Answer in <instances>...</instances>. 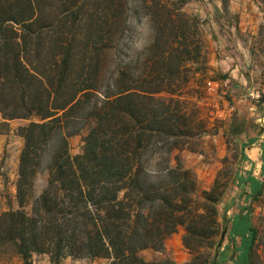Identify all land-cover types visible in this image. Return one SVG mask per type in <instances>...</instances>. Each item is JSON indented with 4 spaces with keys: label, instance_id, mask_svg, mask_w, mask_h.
<instances>
[{
    "label": "trees",
    "instance_id": "16d2710c",
    "mask_svg": "<svg viewBox=\"0 0 264 264\" xmlns=\"http://www.w3.org/2000/svg\"><path fill=\"white\" fill-rule=\"evenodd\" d=\"M184 5L0 0V115L5 124L30 121L17 131L25 142L21 208L0 215V249L14 248L23 264L34 254L49 255L53 264L67 257L177 264L150 263L141 252H162L183 228L191 257L186 264L225 262L219 243L229 207L221 213L219 206L226 187L216 180L198 197L192 171L174 155L210 131L209 119L187 94L190 63L202 47L200 19L183 12ZM137 15L148 19L151 42L134 59L122 60ZM84 127L82 153L73 156L69 139ZM46 156L48 180L37 195L35 178ZM236 180L241 187L243 178ZM244 181L254 189L229 234L234 264H253L258 239L252 202L264 181L252 175Z\"/></svg>",
    "mask_w": 264,
    "mask_h": 264
},
{
    "label": "rangeland",
    "instance_id": "374dc122",
    "mask_svg": "<svg viewBox=\"0 0 264 264\" xmlns=\"http://www.w3.org/2000/svg\"><path fill=\"white\" fill-rule=\"evenodd\" d=\"M137 1V0H136ZM179 1V0H175ZM183 12L200 19L199 39L202 55L190 63V83L187 94L198 103L201 115L209 119L210 131L191 139L184 148L176 150L186 169L192 171L198 186V197L210 190L219 180L227 191L220 204V212L227 211V235L219 255L220 264H234L233 246L229 240L234 216L247 206L246 195L254 186L244 181L249 175L261 182L264 144V4L261 0H184ZM135 0H133V7ZM133 32L127 35L129 46L120 59H134L151 42L152 29L143 15L131 19ZM30 121L15 120L7 124L0 115V215L20 210L18 181L20 159L25 146L18 135L20 127ZM88 127L69 139L70 152L80 155ZM244 145L246 148L243 149ZM46 156L38 169L34 191L38 195L45 188L48 173L44 170ZM243 178L236 187V176ZM32 198L26 197L25 210H31ZM252 223L258 230L253 264H264V189L252 202ZM222 222V221H221ZM184 229L165 241L162 252L148 249L141 256L148 262L170 259L177 264L190 261L184 248ZM236 237V236H235ZM167 245L173 256L168 255ZM31 264H53L47 254H34ZM106 258L62 259L58 264H109ZM0 264H23L14 248L0 249Z\"/></svg>",
    "mask_w": 264,
    "mask_h": 264
},
{
    "label": "water",
    "instance_id": "95a60500",
    "mask_svg": "<svg viewBox=\"0 0 264 264\" xmlns=\"http://www.w3.org/2000/svg\"><path fill=\"white\" fill-rule=\"evenodd\" d=\"M226 235H227V230L224 231V233H223V235H222V238H221V241H220V243H219V246H221L222 243L224 242V239H225ZM216 258H217V256H216Z\"/></svg>",
    "mask_w": 264,
    "mask_h": 264
},
{
    "label": "crops",
    "instance_id": "0c3cea01",
    "mask_svg": "<svg viewBox=\"0 0 264 264\" xmlns=\"http://www.w3.org/2000/svg\"><path fill=\"white\" fill-rule=\"evenodd\" d=\"M167 248H168V252H169L168 255H169V256H173V253H171V252H172V251H171V247L167 245ZM147 251H148V250H144L143 252H147Z\"/></svg>",
    "mask_w": 264,
    "mask_h": 264
}]
</instances>
